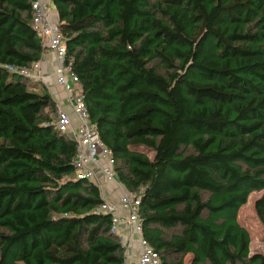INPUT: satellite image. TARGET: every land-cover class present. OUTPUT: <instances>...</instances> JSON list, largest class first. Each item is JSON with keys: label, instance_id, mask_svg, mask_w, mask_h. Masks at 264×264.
<instances>
[{"label": "trees", "instance_id": "1", "mask_svg": "<svg viewBox=\"0 0 264 264\" xmlns=\"http://www.w3.org/2000/svg\"><path fill=\"white\" fill-rule=\"evenodd\" d=\"M51 2L117 178L143 189L161 264H264L239 222L263 192L264 226V0ZM32 3L0 0V264H125L56 100L22 73L47 51Z\"/></svg>", "mask_w": 264, "mask_h": 264}, {"label": "built area", "instance_id": "2", "mask_svg": "<svg viewBox=\"0 0 264 264\" xmlns=\"http://www.w3.org/2000/svg\"><path fill=\"white\" fill-rule=\"evenodd\" d=\"M32 16L37 35L43 40L47 51L55 57L56 85L66 95L65 102L70 109L66 110L55 99L58 105L55 125L61 133L77 143L74 158L77 178L90 180L99 185L97 180L98 176H101L107 184L115 186V191L120 193L119 199L115 202L106 200L98 208V212L112 217L111 232L121 240L125 251L126 246L137 239L140 253L137 258L138 264H161L159 253L143 236L140 215L143 189L130 192L118 180L117 161L110 148L103 143L96 125L89 119L83 86L73 71V60H66V43L58 21L51 16L50 5L43 0H33ZM39 63L34 65V70L39 68ZM33 69L24 70L22 73L35 81ZM48 78L49 76H42L40 79ZM73 116L77 119L76 124Z\"/></svg>", "mask_w": 264, "mask_h": 264}, {"label": "crops", "instance_id": "3", "mask_svg": "<svg viewBox=\"0 0 264 264\" xmlns=\"http://www.w3.org/2000/svg\"><path fill=\"white\" fill-rule=\"evenodd\" d=\"M43 1L47 2L50 5L51 16L56 21H58L59 16L51 0H43ZM39 64H40L39 68L33 70V76H35V78L33 79H35V82L39 84L38 88H42L43 86L44 89H46L52 95V97L59 102V105L64 107L66 110L70 111L69 107H67L66 102H65L66 95L56 85V78L54 76L55 57L53 56L52 53H50L49 51H46V53L44 54ZM42 76H49V78L46 80L40 79L42 78ZM73 120H74V123L76 124L77 119L75 116H73ZM97 181L99 185L101 186L102 194L105 200L110 201V202H115L119 199L120 193L119 191H115L114 185L107 184L101 176H98ZM104 192L106 194H104ZM126 253H127L126 262H129V264H138L137 258L140 253L138 249L137 239H135L133 243H130L128 246H126Z\"/></svg>", "mask_w": 264, "mask_h": 264}, {"label": "rangeland", "instance_id": "4", "mask_svg": "<svg viewBox=\"0 0 264 264\" xmlns=\"http://www.w3.org/2000/svg\"><path fill=\"white\" fill-rule=\"evenodd\" d=\"M32 85H35L34 80L29 81V86H32ZM42 88L37 87L38 92L42 93L43 92ZM104 194L106 193L104 192ZM262 195H263V192L253 193L250 196L248 203L244 205L239 212V222L243 227H245L248 230L251 236V253L252 254L264 253V226L261 224L260 220L258 219L256 210H255L256 201ZM188 260H189V257L186 258V262H188Z\"/></svg>", "mask_w": 264, "mask_h": 264}]
</instances>
